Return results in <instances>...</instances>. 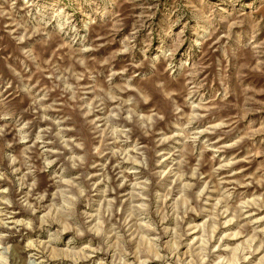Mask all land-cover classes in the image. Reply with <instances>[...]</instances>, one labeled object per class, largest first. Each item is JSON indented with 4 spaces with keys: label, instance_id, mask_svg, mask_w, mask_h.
<instances>
[{
    "label": "rangeland",
    "instance_id": "rangeland-1",
    "mask_svg": "<svg viewBox=\"0 0 264 264\" xmlns=\"http://www.w3.org/2000/svg\"><path fill=\"white\" fill-rule=\"evenodd\" d=\"M0 264H264V0H0Z\"/></svg>",
    "mask_w": 264,
    "mask_h": 264
},
{
    "label": "bare ground",
    "instance_id": "bare-ground-1",
    "mask_svg": "<svg viewBox=\"0 0 264 264\" xmlns=\"http://www.w3.org/2000/svg\"><path fill=\"white\" fill-rule=\"evenodd\" d=\"M258 251H259V250H258ZM256 252H257V250H256ZM158 258H160V259H161V257H158ZM178 259H179V257H178ZM178 259H177V260H178Z\"/></svg>",
    "mask_w": 264,
    "mask_h": 264
}]
</instances>
